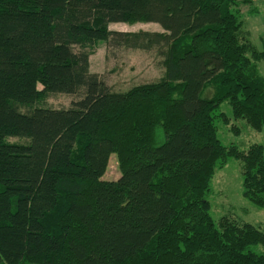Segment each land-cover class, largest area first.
Returning a JSON list of instances; mask_svg holds the SVG:
<instances>
[{
    "label": "trees",
    "instance_id": "1",
    "mask_svg": "<svg viewBox=\"0 0 264 264\" xmlns=\"http://www.w3.org/2000/svg\"><path fill=\"white\" fill-rule=\"evenodd\" d=\"M252 4L0 0V264H264V233L216 225L209 201L235 159L264 210V145H223L218 126L232 127L228 104L264 133V50L239 11ZM120 23L164 32L110 30ZM100 42L155 52L162 78L113 90L90 69ZM63 94L79 100L40 106ZM113 154L121 176L104 181Z\"/></svg>",
    "mask_w": 264,
    "mask_h": 264
},
{
    "label": "rangeland",
    "instance_id": "2",
    "mask_svg": "<svg viewBox=\"0 0 264 264\" xmlns=\"http://www.w3.org/2000/svg\"><path fill=\"white\" fill-rule=\"evenodd\" d=\"M241 20L245 31L251 33V43L258 51L264 50V0H253L252 5L239 6ZM110 30L117 32H164L157 24H112ZM261 76H264V62L258 63ZM90 69L93 73L102 76L103 80L115 91L126 92L132 87L155 82L164 74L161 60L155 52L142 50H129L125 48H109L107 43H97L90 57ZM79 100L78 96L51 95L40 106L54 109L69 108L72 103ZM221 112L227 114L232 124L225 126L219 123V138L223 145H235L245 151L253 144L264 145V133L247 128L244 120H234L232 109L223 104ZM247 125V126H246ZM233 127L241 128L240 135L232 133ZM231 129V130H230ZM236 129V128H235ZM11 143H24L20 138L9 139ZM117 157L112 155L104 181L117 180L121 172L117 166ZM211 215L218 225L219 221L227 218L238 223L252 224L264 233V210L256 207L243 196V178L240 161L232 159L222 170H217L209 197ZM257 253L264 252V245L254 247Z\"/></svg>",
    "mask_w": 264,
    "mask_h": 264
}]
</instances>
